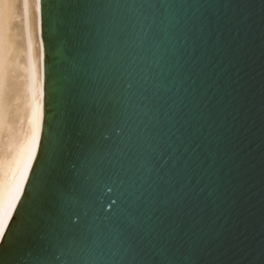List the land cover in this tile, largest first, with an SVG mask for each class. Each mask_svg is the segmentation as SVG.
<instances>
[{"label": "water", "instance_id": "obj_1", "mask_svg": "<svg viewBox=\"0 0 264 264\" xmlns=\"http://www.w3.org/2000/svg\"><path fill=\"white\" fill-rule=\"evenodd\" d=\"M44 120L0 264H264V0H40Z\"/></svg>", "mask_w": 264, "mask_h": 264}, {"label": "bare ground", "instance_id": "obj_2", "mask_svg": "<svg viewBox=\"0 0 264 264\" xmlns=\"http://www.w3.org/2000/svg\"><path fill=\"white\" fill-rule=\"evenodd\" d=\"M13 2L0 0V245L37 158L44 120L40 0H20L22 48L11 33Z\"/></svg>", "mask_w": 264, "mask_h": 264}, {"label": "rangeland", "instance_id": "obj_3", "mask_svg": "<svg viewBox=\"0 0 264 264\" xmlns=\"http://www.w3.org/2000/svg\"><path fill=\"white\" fill-rule=\"evenodd\" d=\"M14 1V12H13V19L11 23V33L16 40V45L18 47L23 46L22 43V23H23V13L21 10V2L20 0H12Z\"/></svg>", "mask_w": 264, "mask_h": 264}]
</instances>
